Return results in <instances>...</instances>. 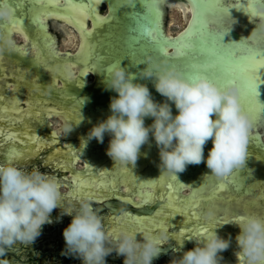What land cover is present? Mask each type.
<instances>
[{"label": "water", "instance_id": "1", "mask_svg": "<svg viewBox=\"0 0 264 264\" xmlns=\"http://www.w3.org/2000/svg\"><path fill=\"white\" fill-rule=\"evenodd\" d=\"M0 2L3 3V0H0ZM9 2L11 6L13 4L17 5L15 9L16 24L15 28L12 27V33L21 36L25 41L27 37L22 31V27L27 33L30 42L35 43L32 44L29 51L36 54L22 53L20 45L16 43V50H19L20 55L15 53V56L20 57L23 54L24 59L30 62L29 70L31 73L29 80L21 78L16 80L14 77L11 79L7 76L0 78V91H9L7 96L9 100L0 109V117H2L0 126L2 124L5 125L7 122L13 124L11 128H14V126L20 127L23 124L26 125L23 129L24 131L21 130V133H24V136H26L24 139L29 140V144H27V148L21 146V144L15 145L18 152L13 149L10 155L16 157L25 158L28 155L37 154L39 149L43 147L48 152L52 150L49 153L51 159L59 155L64 157L65 161H68L71 148L67 150L63 149L62 146L54 147L63 139L66 146H70L73 140H79L78 143H74L73 147H82V149H78L84 154H79L76 161L85 156L88 147L96 157L97 165L105 160V157H103L104 152L100 148V142L93 138L98 142V147L93 150L88 145V142L85 145L82 139L87 138V134L93 126L104 121L100 112L108 107L109 103H111V98L118 97V93L111 90H108L110 95H102L105 90L102 75L107 71L109 65L118 63V61H126L127 69L129 66L130 68L135 66L130 69V72L137 74V77H139V80L137 78L138 83L146 84L150 92L151 88H153V99L156 102L163 103L166 98L156 91L152 80L139 76V73L146 65L143 64L142 68H138L139 62L133 64V61L145 62L148 58L158 61L166 60L184 74L185 68L191 70L192 66H199L209 59L206 50L212 47L214 37L224 33H226L223 37V43L226 44L225 47L235 50L238 57L249 56V48L264 56V27H262L264 25V14H257L256 12V15L251 14L250 9H254V0H192V2L191 0H72V5L67 4L66 0H59L58 4L36 2V0H9ZM193 4L197 5V15ZM156 9L159 10L162 32L169 40H176L181 37L189 30L194 18L197 20V28L193 30L190 41L192 47L186 50L183 56H176L177 48L175 46L167 47V55L165 56L149 43L146 36L142 35L145 31H151L156 19ZM104 10H106V13L103 12ZM59 17H63V19ZM49 20H53V22L62 24L65 27L69 24L80 29L82 36L80 42L77 41L78 36L74 33L73 27L71 31L66 30V35L61 32V46L71 50L79 47V51H83V54H81L83 57L78 59L79 52L78 56L77 53L72 54L70 52H65L64 55L66 58L71 56L74 59L77 58L76 60L81 59L85 67L78 68L80 66L78 63H70L67 65L68 67L62 64L59 67L55 63L46 65L44 54L42 56L37 55L40 51L39 44H43L42 41H44L45 37L50 38L51 41L54 40V36L47 29ZM98 21L100 22L98 23ZM53 26L57 31H60V26L57 24H53ZM86 33L91 35L86 36ZM57 45L58 48L56 47V50H61L59 43ZM86 47L89 49L87 50L88 52L85 51ZM41 60L43 61L41 62ZM89 68L95 71L97 77L93 84L87 83L82 78L83 76L86 79L89 77ZM77 69L78 73L76 74ZM260 71H264V69H260ZM55 75L60 77V84L59 79L54 77ZM185 77L188 78L187 76ZM236 85L238 86V84ZM238 89L240 97L239 86ZM257 92L259 94L252 97L251 103L255 130L252 135L254 153L250 163L253 180H251L249 174L242 175V172L246 171L245 165L233 170L238 172L235 177L234 174L229 177H221V181L216 186L217 176L206 177L198 174L196 179L191 178L190 182L195 183L197 188H208L207 192L200 197H196V194L191 195L187 206L184 205L183 201H179L174 197V194H179L177 191L172 193L174 187L170 183V193L167 197L164 194V198H168V203L153 214L151 222H148L146 218L137 217L135 220L127 216L126 221L128 222L120 223L118 221L116 224L112 222V228L109 233L114 232L118 237L121 232L132 234L136 232L138 233L136 239L140 242L143 241L144 235L160 237L161 241L165 239V236L167 239L169 238L167 234L179 236L180 241L177 242L180 243L182 253H184L194 249L197 246L198 239L202 240L208 233L215 231L223 239L231 237L229 248L219 253V256L222 257L220 264H247L246 258L242 256L243 259L238 260L236 255L239 251H236V248H238L236 237L240 234L241 229L237 223H233V221H236V217L232 214L239 209H242V212H248L247 210L252 204V216L264 218V140L262 137V134L264 136V85L259 86ZM4 99L5 96L0 95V103H2V100L5 102ZM24 102L28 105L26 109L21 106ZM169 103L171 108H176L174 103ZM177 111L174 110L172 112L173 116L178 115ZM45 114L48 122L44 118ZM110 115L107 114L106 118ZM6 117L10 118L5 119ZM149 119V117L145 118L146 125L150 123ZM33 122L40 123L41 130L45 131L36 132V128L29 125L33 124ZM66 127L72 128V130L65 132L64 129ZM1 134H3L2 129L0 130V136ZM150 135L149 142L141 146L138 156V159L146 157L145 161L138 166L145 169H140L141 179L134 185L140 189L138 195L142 196L145 201H152L151 199H153L154 203L159 189L165 188V175L162 171L155 175H150L153 165V162L149 160L151 156ZM106 136H109V134L106 133ZM6 139L7 143L10 144L12 140L13 143L17 139L22 140L20 132H10L9 135H6ZM153 140L156 145L154 151L160 153L154 137ZM36 141H38L37 148H35ZM212 147V140H209L204 146L206 156H208ZM205 160H207L206 157ZM66 167L71 168L72 166L68 165ZM98 167V171L101 172L100 166ZM157 168L161 170L160 166ZM206 170L211 172L207 164ZM84 175L80 177L81 182L78 181L79 177H75L77 186L75 185L74 193L76 196L82 197L84 194L85 187H83L82 183L87 182L84 184L88 186L89 178ZM140 176L137 178V176L132 175V179H139ZM92 178L94 180L91 186L92 189L88 190L90 196L112 195V192L108 189L111 188L109 185L97 184V177L93 176ZM115 179L111 182L112 187H115L118 183L117 179ZM122 184L124 189L132 186L128 178L123 180ZM221 185L223 187H220ZM186 187L187 184L185 182L180 184L178 186L180 193ZM215 188H220V191L226 190V193L220 195L217 192H208V190ZM251 194L252 200H250ZM247 197L248 199H246ZM135 202L137 203L136 200ZM203 207H205V210L201 209ZM190 210H195V214ZM220 211L231 212L232 214L229 213L231 215L229 220L235 225H225L219 222L216 215ZM193 217L207 219L209 223L205 226L194 224L192 223L195 221ZM153 223L158 224L154 226ZM113 224L115 225L113 226ZM156 230H159V232L154 235ZM185 235L189 238L192 249L187 248L188 243L185 244L184 242L183 244L181 239ZM173 246L175 244H169L162 249L161 253L168 252ZM178 250L172 252L173 254L171 253L173 257Z\"/></svg>", "mask_w": 264, "mask_h": 264}, {"label": "clouds", "instance_id": "2", "mask_svg": "<svg viewBox=\"0 0 264 264\" xmlns=\"http://www.w3.org/2000/svg\"><path fill=\"white\" fill-rule=\"evenodd\" d=\"M253 8L257 14H264V0H254ZM14 13L11 4L0 3V21H11ZM15 50L12 36L0 32V56ZM142 64L146 67L139 76L151 79L165 102H156L148 86L134 82L137 74L127 71L121 62L109 65L102 82L118 97L111 100L112 115L92 127L82 139L84 144L93 138L103 143L107 133L112 137L107 154L115 164L135 166L151 133L160 149L161 170L177 176L187 165H199L204 160V146L212 140L206 160L211 174L227 177L243 167L252 118L242 110L238 86L231 83L221 87L204 75L186 78L166 60L148 58ZM169 102L174 103L178 115L173 116ZM146 117L153 118L149 126H145ZM61 196L54 177L38 170L25 172L12 164L0 165V256L18 241L33 243L42 226L51 222L53 210L61 207ZM62 214L73 216L63 231V254L77 256L83 264H105V257L113 251L125 257L124 264H152L162 252L161 238L152 235H144L140 242L136 235L121 232L113 240L90 202L81 201L75 213L63 210ZM237 224L241 229L236 237L238 260L243 256L247 264H264V218L249 216ZM197 242L172 264H220L219 253L229 248L231 237L223 239L212 231ZM0 264L7 262L0 260Z\"/></svg>", "mask_w": 264, "mask_h": 264}, {"label": "flooded vegetation", "instance_id": "3", "mask_svg": "<svg viewBox=\"0 0 264 264\" xmlns=\"http://www.w3.org/2000/svg\"><path fill=\"white\" fill-rule=\"evenodd\" d=\"M103 12L106 13V10H104ZM53 24H57L58 26H60L59 28L60 31H57L55 27L53 26ZM65 24L67 25V23ZM23 25H25V23H23ZM47 25H48L47 29L54 36V40L51 41L50 38L45 37L44 41H42L43 44L42 45L39 44L40 51L37 53V55L39 56H42L44 54V56L46 57L45 64L53 65L55 63V65L59 67H61L60 64L64 65L65 67H68L67 65L70 63L72 64L78 63L80 64L78 68L85 67L81 59L76 60L77 58L74 59L71 56H68L66 58L64 55L65 52H70L72 54L77 53V56H78V52H79L78 59L83 57V55H81L83 54V51H79V47L71 50V49L62 48L61 46L62 38H61L60 33L62 32L64 35H66V30L71 31V28L73 26L68 24V26L65 27V26H62V24L53 22V20H49ZM73 28H74V33L78 36L77 41L80 42L82 39V36L80 34V29L78 27L77 28L73 27ZM21 29L27 37L25 40L26 42L21 36L15 35L14 33H12L13 31L12 27L5 28L3 25L0 24V32L10 34L13 40L18 45H20L19 47L21 48L22 53L28 52L29 54H33V52L29 51V49L32 47V44H35V43L34 42L31 43L27 36V33L23 30L22 27ZM39 38L41 39L40 35H39ZM55 41L57 42V44L59 43V47L61 48V50L60 49L59 51L56 50V47L58 48V45L56 44ZM87 50L89 49L86 47L85 51L88 52ZM15 53L20 55L19 50H15L12 52L5 51V53L2 56H0V78L2 76H7V77H10L11 79L12 77H14V79L16 80H18L19 78L29 80V75L31 73V71L29 70L31 66L30 62L27 59H24L25 57L23 54H21L22 56L17 57L15 56ZM33 55H36V54H33ZM42 61L43 60H41V62ZM120 62H121V66L126 68V70L129 72L131 71L130 69L135 67L133 66L130 68L129 66V68L127 69L126 67L127 62L118 61V63ZM138 62H139L138 68H142L143 66L142 61L136 60V61H133V64H137ZM88 71H89L88 72L89 77L86 79V77L83 76L82 78L85 79L87 83L93 84L97 78L95 71L92 68H89ZM77 73H78V69L76 71V74ZM54 77L58 79L60 78L56 75ZM137 78L139 80V77ZM138 80L134 82H138ZM60 83L61 82L59 79V84ZM150 93L153 97V88H151ZM0 95L5 96V99H4L5 102L2 100V103H0V109H2L3 106H5V104L9 100L7 99V96L9 95V91H5V90L0 91ZM102 95L103 96L110 95V92L108 90L106 91L105 89ZM165 100L163 101V103L165 102ZM239 102L242 106V110L252 118V127L249 131L248 144L246 146L247 147L246 164H245L246 171L242 172L243 173L242 175L249 174L251 180H253V172L251 170L252 168L250 167V163L252 162L253 153H254L252 135L255 132L254 126H253V107L251 104L252 99L249 102L247 109L245 107V104L241 102L240 97H239ZM21 106L24 109H26L28 105L26 102H24L23 105ZM174 110H178V109L172 108V112ZM100 114L103 116L104 120L107 119L106 118L107 114L112 115V112L110 110V103L107 108L102 109ZM1 118L2 117H0V119ZM9 118L10 117H6L5 119H9ZM44 118L48 122L46 114L44 115ZM149 118H150L149 119L150 123H147L148 125L145 124V126H149L153 123V118L151 117ZM12 121L14 122V120ZM9 123L10 122H7L5 123V125L2 124L0 126V130L1 129L3 130V134H1L0 136V165L12 164L18 167L19 169L24 170L25 172L30 173L34 170H38L39 172L43 174H46L50 177H54L60 186V191H61L62 196H61V201H60L61 207L58 206L56 209L53 210V212L51 213V222L46 223L45 225L42 226L41 234L35 239L33 243L31 242L24 243V242L18 241L12 246L10 250L6 252L4 256H0V260L6 261L7 264H83V260L81 258L77 256H73V255L63 254L66 251V242L63 236V231L70 225L73 219L72 215H63L62 214L63 210H71L73 213H75V211L79 209L81 201L90 202L94 210L97 212V214L101 218L102 226L105 232L110 234V236L114 240L117 236L114 234V232L109 233L110 229L112 228V222L115 224L118 221H120V223L128 222L126 221L127 216H130L134 219L137 217L146 218L148 222H151V220L153 219V214H155L158 210L162 209V207L166 205V203H168V198H164V194L167 197V195L170 193V190H171L170 183H172L174 187V191L172 193H176L177 191V193L179 194V195L174 194V197L178 199L179 201H183L184 205L187 206V204L190 201L191 195L196 194V197H200L206 194L207 189H208V188L206 189L197 188L195 183H193L192 181L190 182V179L191 178L196 179L198 174H202L203 176H206V177L216 176L214 174H211L209 170H206L205 157L207 158L208 156L205 155V150H204V160L199 165H187L184 172L177 174L178 177L167 171L158 170L157 167L158 166L161 167L162 162L160 159V153H156L154 151V148L156 145L153 142L154 136L151 134L150 135L151 156L149 160L153 162V165H152V172L150 173V175H155L161 171L164 172L165 188L159 189L154 203H153V199H151L152 201H145V199L142 196L138 195L140 193V189L138 188V186L134 184L137 181H140L141 179L140 169H145V168L144 167L140 168L138 166L142 164L143 161H145L146 157H141V158L139 157L140 159L137 160L135 166H132L131 164H129L128 167H126L123 165L115 164L113 159L107 154V150L110 145V140L112 139L110 135L106 136L105 134L104 142L101 143L100 148H102V152H104L103 157H105V160H103L98 165L96 164V157L91 153L89 147L86 150L85 156L82 158H79L78 161H76V158H78L79 154H84V152H81L78 149V148L82 149V147H79V146L73 147L74 143H78L79 140H73V143L70 146H66L62 139L54 146V147L62 146L63 149H67V150L68 148L69 149L71 148L69 156H68L69 157L68 161L67 160L65 161V158L59 155L54 156L51 159V156L49 153H51L52 150L48 152L43 147L39 149V152L37 154H33L30 156L28 155L25 158L23 157L21 158L20 156L16 157L10 154L13 151V149L16 152H18L15 146L17 144H21V146H25L27 148L28 146L27 144H29V140L27 141L26 139H24L26 136H24V133H21V130H23L26 127V125L23 124L20 127L14 126L15 128L14 130V128H11L13 127V124H9ZM29 125L31 127L36 128L37 130L36 132L40 131L42 128L41 124L38 122H33V124H29ZM43 131L45 130H41V132ZM258 131L261 132V130L259 129ZM10 132H14V133L20 132V136L22 140L17 139L14 143H13V140L11 141V144L7 143L6 135H9ZM262 137L264 140L263 134H262ZM37 144H38V141L35 142V148H37L38 146ZM88 145L93 150H96V148L98 147V142L95 139H91L90 141H88ZM68 165L72 167L67 168L66 166ZM98 166H100L101 172L98 171V168H99ZM84 173L86 174L84 175ZM232 174H234V177H235L238 174V172L233 171L227 177H229ZM83 175L88 176L89 178L88 186L87 185L85 186L84 184L87 182L82 183L83 187H85L84 194L82 195V197L76 196L74 193L75 185H76L75 177L80 178ZM132 175L135 177L137 176V178L138 176L140 177L139 179H136V178L132 179ZM93 176L97 177L96 179L97 184L102 183V185L103 184L109 185V187L111 188H108V189L112 192V195L110 196H103V195L90 196L88 190L92 189L91 186L93 185V181H94L92 178ZM114 178L117 179L118 183L116 184L115 187H112L111 182ZM127 178L132 186L131 188L125 187L124 189V185L122 183H123V180ZM80 180L81 178L78 181ZM220 181H221V177H217L215 186ZM183 182L187 184V187L185 190L183 188L182 192L180 193L178 186L182 184ZM251 185H252V182H251ZM208 192H214V193L217 192V193H220V195H224L226 193V190L220 191V188L218 189L215 188V189L208 190ZM100 196L101 198H99ZM246 199H248V197ZM135 200L137 201V203L135 202ZM250 200H252V194H251ZM204 208L205 207L201 209L205 210ZM190 211L194 212L195 210H190ZM247 211L248 212H242V209H239L237 210L236 213H233V214L231 212L229 213H231L235 217L244 216L245 218H247L253 215L252 204H250V208ZM229 213L225 211H220L218 215H216V218L219 219V222L225 225H235L233 223H237V222L233 221V223H231V221L229 220L231 215ZM193 214H195V212ZM193 218H195V221L192 222L194 224L196 223V224L205 226L207 225V223H209V220L207 219H197L196 217H193ZM115 224H113V226ZM157 224L158 223H153L154 226H157ZM158 232L159 230H156L154 232V235H157ZM186 235L181 240L183 241V244L184 242L185 244L187 243L189 244L187 247L188 249H192L193 247L190 246L189 238ZM167 236H169L168 239L165 236V239L161 241L162 249L166 248L169 244H175V246H173L171 250H169L168 252L161 253L158 258L153 260L152 264H172V261L174 259H179L183 255L181 245L180 243L177 242V241H180V239L178 238L179 236L177 235L178 237H176V236H172L168 234ZM236 249H237L236 251L239 250V248H236ZM175 250H178V251H176L175 256L173 257L172 252H174ZM124 259H125L124 256H120L115 251H113L111 254L105 257V264H124Z\"/></svg>", "mask_w": 264, "mask_h": 264}, {"label": "snow or ice", "instance_id": "4", "mask_svg": "<svg viewBox=\"0 0 264 264\" xmlns=\"http://www.w3.org/2000/svg\"><path fill=\"white\" fill-rule=\"evenodd\" d=\"M4 2L10 4L9 0H3V3ZM36 2L58 4L59 0H36ZM66 3L72 5V0H66ZM12 7L16 9L17 5L13 4ZM193 7L197 15V5L193 4ZM155 11L156 19L151 31H145L142 35L146 36L149 43L165 56L167 55V47L169 46H175L177 48V57L183 56L185 51L192 47L190 41L193 35V30L197 28V20L194 18L193 24L190 26L189 30L181 37L176 40H169L162 32L159 21V10L156 9ZM250 11L252 15H256L254 9H250ZM59 18L63 19V17ZM99 22L100 21H98V23ZM0 24H3L5 27L15 28L16 14L14 13L11 21H0ZM85 35L87 36L91 34L86 33ZM225 35L226 33L213 38L212 47L206 50L209 59L199 66H192L191 70L185 68L184 74L189 79L204 75L221 87H226L231 83L238 84L240 87V100L245 104L247 109L252 97L259 94L257 88L264 85V71H260V69H264V56L249 48V56L238 57L235 50L225 47L226 44L223 43V37ZM220 187H223V185ZM244 218V216H238L236 217V222H242ZM137 234L138 233L134 232V235ZM240 259L242 260L243 257L241 256Z\"/></svg>", "mask_w": 264, "mask_h": 264}]
</instances>
